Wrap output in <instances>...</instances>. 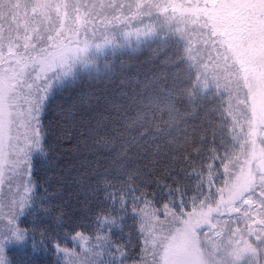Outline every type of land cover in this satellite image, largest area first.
Returning a JSON list of instances; mask_svg holds the SVG:
<instances>
[{
  "label": "snow or ice",
  "instance_id": "1",
  "mask_svg": "<svg viewBox=\"0 0 264 264\" xmlns=\"http://www.w3.org/2000/svg\"><path fill=\"white\" fill-rule=\"evenodd\" d=\"M145 17L154 23L129 41L125 29ZM133 43L156 45L150 80L57 104ZM50 128L66 145L60 156ZM100 147L116 175L85 159L73 181L85 206L101 191L109 203L91 233L61 238L65 205L37 196L34 160L52 170L48 184L65 179L63 152ZM6 176L0 264H22L10 254L28 249L76 264L69 237L81 264H264V0H0V189ZM49 221L57 227L39 226Z\"/></svg>",
  "mask_w": 264,
  "mask_h": 264
},
{
  "label": "trees",
  "instance_id": "2",
  "mask_svg": "<svg viewBox=\"0 0 264 264\" xmlns=\"http://www.w3.org/2000/svg\"><path fill=\"white\" fill-rule=\"evenodd\" d=\"M156 45H152L149 48L147 45L137 49L135 47L128 48L124 51L118 52L115 56H109L107 63L111 66V71L107 74L104 73L103 65L104 60L100 61L101 66V75L98 78H88L85 77L82 81L78 82L73 89L62 92L57 97V104L64 105L66 102H70V97L80 92H87L95 94L96 96H108L117 94V90L121 87L131 90L134 88L137 83L150 80L152 74L158 70V65L153 64V49ZM59 109L56 104L45 113L44 123L46 126L50 127V121H53L57 117ZM52 129L49 130V135L47 137V143L51 146L52 153L60 156L63 151V147L60 141H57L54 135L52 134ZM101 132L104 131L103 128L100 129ZM239 131V129H237ZM229 134V139H230ZM76 143L75 140L72 142ZM219 144V141H217ZM235 144V141H233ZM211 143L209 141L208 148L211 149ZM230 151L238 152L239 149L235 147H230ZM108 149L105 148H92L91 150H83L81 153H72V152H63V155L60 158V164L63 166V173L65 179L63 181L52 180L48 184H45V180L48 175H51L50 169H47L39 158H35V169L33 173L34 182L39 185V188L36 190L38 197H44L46 195L52 196L56 203H63L65 205L66 212V222L64 231L61 232V238L65 232H70L73 230H82L86 234L92 232V227H90V219L94 214L102 207L108 204V201L103 199V191L98 194L97 197L92 198L88 205L83 204V194L80 189H78L76 183L73 181V177L81 169L82 161L87 159L89 166L95 165L98 167L100 174L106 175H116L112 172L111 169L107 168L105 164L106 156ZM216 153H213L215 155ZM223 155V151L219 153ZM219 161L217 160L213 163L212 175L216 177L218 174L215 171L216 164ZM220 173H223V168H220ZM117 186H119L117 184ZM219 186V181L214 179L213 186L210 189L211 192H215L216 187ZM45 188L48 189V192L45 193ZM152 190L155 189V186H150ZM205 190L208 191L207 178H205ZM159 199V195H157ZM118 207V205H117ZM29 225L31 224V219L29 218L26 221ZM128 223L131 224V219L128 220ZM81 226L78 228L77 226ZM42 228L55 229L57 226L55 223L49 221L43 225H39ZM127 229L125 233L120 234L127 239ZM65 246H71V239L65 242ZM28 256H23L18 252H13L10 255L13 257L14 261L22 262V264H57L58 257L49 249L48 251H41L35 256L31 255V249H28ZM60 264H64L63 260L60 261Z\"/></svg>",
  "mask_w": 264,
  "mask_h": 264
},
{
  "label": "rangeland",
  "instance_id": "3",
  "mask_svg": "<svg viewBox=\"0 0 264 264\" xmlns=\"http://www.w3.org/2000/svg\"><path fill=\"white\" fill-rule=\"evenodd\" d=\"M154 21L150 20L149 18L145 17L144 18V25L139 24L137 21H133V26L125 29L130 33V35L127 37V39L131 42H135L136 40V35H135V28L136 27H141L143 28L146 25L152 24ZM99 34V33H98ZM133 47H135V44L133 43ZM136 48V47H135ZM10 198V193H9V187L7 183V176L5 177V183L2 186V189H0V228L4 226V223L6 222L8 216V209L7 207H4V205L7 203L8 199ZM73 253H79V255H72L71 259L76 262V264H81V262L85 259L83 255V250L82 249H77L75 242L71 241V246L69 247ZM91 257H89L90 259ZM64 264L67 258L62 259Z\"/></svg>",
  "mask_w": 264,
  "mask_h": 264
}]
</instances>
